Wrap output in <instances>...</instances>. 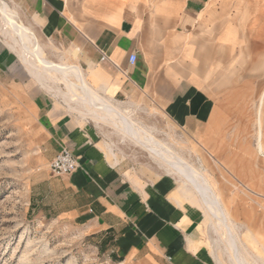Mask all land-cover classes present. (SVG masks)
Here are the masks:
<instances>
[{
	"label": "crops",
	"instance_id": "crops-1",
	"mask_svg": "<svg viewBox=\"0 0 264 264\" xmlns=\"http://www.w3.org/2000/svg\"><path fill=\"white\" fill-rule=\"evenodd\" d=\"M11 1L33 34L64 50L97 96L119 106L149 101L214 158L225 110L213 92L226 87L221 76L232 71L248 40L226 10L209 8L205 0L153 6L142 0ZM17 59L0 39V76L12 72ZM13 75L19 81L23 73ZM253 88L263 92L264 82ZM66 105L50 92L34 96L43 161L30 183V213L76 229L113 263L216 264L201 235L203 214L179 182L135 168L107 143L98 124ZM62 148L72 152L78 168L53 177L48 164Z\"/></svg>",
	"mask_w": 264,
	"mask_h": 264
},
{
	"label": "rangeland",
	"instance_id": "rangeland-1",
	"mask_svg": "<svg viewBox=\"0 0 264 264\" xmlns=\"http://www.w3.org/2000/svg\"><path fill=\"white\" fill-rule=\"evenodd\" d=\"M0 1L13 11L21 30L28 35L42 59L71 69L73 73L67 74L66 79L81 91V80L85 82L83 74L77 66L70 64L64 50L33 34L18 3ZM101 1L122 5L130 0ZM142 1L153 6L164 1L181 0ZM205 1L209 8L226 10L228 19L235 20L240 34L248 39L240 44L239 56L233 58L232 71L227 69L228 72L224 71L221 76L226 87L213 92L225 110L224 127L218 130V139L213 145L216 149L214 158L201 148L199 138L173 126L161 109L149 101L133 106H114L145 129L156 145L169 147L167 149L187 166L201 170V177L218 197L230 220L238 250L249 264H263L264 91L253 87L256 81L264 82V0ZM0 39L6 45L9 43L1 33V25ZM232 57L228 55L226 61L230 62ZM16 62L10 68L12 72L5 69L6 75L0 76V264H118L99 254L94 244L71 226L39 219L29 211L30 183L43 161L42 139L33 106L34 96L39 92L52 93L67 104L74 115L98 124L107 143L117 148L135 168L153 169L158 175H173L188 202L203 214L200 231L215 263L234 264L224 247L225 229L216 225L220 221L204 209L191 186L168 172L166 166L163 167L147 150L124 137L110 123L93 119L80 102L63 96L66 90L62 83L49 80L46 85L52 88L39 85L23 63L19 59ZM16 70L23 73L19 81L13 80ZM258 144H261L263 153L259 152ZM123 264L145 263L134 260Z\"/></svg>",
	"mask_w": 264,
	"mask_h": 264
},
{
	"label": "bare ground",
	"instance_id": "bare-ground-1",
	"mask_svg": "<svg viewBox=\"0 0 264 264\" xmlns=\"http://www.w3.org/2000/svg\"><path fill=\"white\" fill-rule=\"evenodd\" d=\"M0 25L2 35L9 42L7 44L8 47L17 55L27 68L28 73L35 78L40 85L45 86L49 80L62 83L66 90V93L62 94L63 96L67 97L69 100L80 102L81 105L86 108L87 114L93 119L110 123L111 126L117 131H120L124 137L133 141L136 145L141 146L143 150H147L150 156L164 165L163 167L166 166L168 172L175 174L182 179L183 182L191 186L204 209L209 213L212 212L211 214L220 221V224L218 223L216 225L221 229H225L224 247L229 253L232 262L234 264H249L238 250L235 234L230 227L231 224H229L230 220L227 219V214H225L222 209L218 197L212 193L210 186L203 179L204 177H201V170L198 171V169L195 170L190 165L187 166L188 164L186 165L184 161L180 160L179 156L172 154L167 149L169 147L166 148L164 145H156L153 141L154 139L152 140V136L150 137L145 129L136 125L132 119L124 115L118 107L111 105L103 100V98L97 96L82 80V89L78 91L79 89L77 90L75 85L66 79L67 74H71L73 71L60 64L50 63L42 59L36 52L28 35L21 30V26L13 11L2 1H0ZM50 74H53V77H51ZM46 86L48 87V85ZM48 88L52 87L49 86ZM262 98H264V95ZM261 101L263 100L261 99ZM147 137L149 138L148 140H146ZM258 150L260 153H263L261 144H258Z\"/></svg>",
	"mask_w": 264,
	"mask_h": 264
},
{
	"label": "built area",
	"instance_id": "built-area-1",
	"mask_svg": "<svg viewBox=\"0 0 264 264\" xmlns=\"http://www.w3.org/2000/svg\"><path fill=\"white\" fill-rule=\"evenodd\" d=\"M136 58L132 55L130 64H134ZM78 168L77 160L68 148H62L48 164L49 174L53 177L66 176Z\"/></svg>",
	"mask_w": 264,
	"mask_h": 264
}]
</instances>
